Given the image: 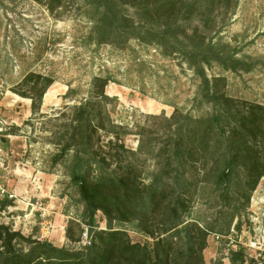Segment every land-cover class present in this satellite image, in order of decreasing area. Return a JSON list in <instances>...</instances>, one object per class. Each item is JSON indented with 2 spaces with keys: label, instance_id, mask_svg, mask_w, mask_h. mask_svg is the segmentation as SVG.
<instances>
[{
  "label": "rangeland",
  "instance_id": "374dc122",
  "mask_svg": "<svg viewBox=\"0 0 264 264\" xmlns=\"http://www.w3.org/2000/svg\"><path fill=\"white\" fill-rule=\"evenodd\" d=\"M231 5L215 8L207 26L200 13L190 12L185 28L188 34L196 26L200 28L212 56L241 61L237 70L223 69L216 61L206 66L210 77L226 78L221 90L239 109L251 103L264 106V0H231ZM129 13L133 16L134 9L130 7ZM97 15L98 10L86 0H63L54 10L47 2L0 0V184L15 195L7 198L13 203L0 212V224L69 250L88 245L83 246L82 234L79 240L66 237L68 222L74 219L83 229L87 225L82 220L83 204L68 174L73 152L57 163L53 158L74 106L90 97L94 77H113L106 87L109 99L102 113L109 114L117 125L128 150L125 157L137 165L145 183L165 157L158 150H167L174 129L167 119L173 113L197 117L210 111L200 100L198 78L184 54L176 50L164 53L156 44L135 39L123 49L92 43L89 34ZM29 73L54 79L36 113L31 99L21 94L29 92V86L23 84ZM99 135L103 142L115 140L104 130ZM193 205L191 217L201 215L208 222L215 218L217 208L200 194L195 195ZM242 215L244 233L222 234L219 243L210 233L204 250L207 264L219 260L231 264L229 248L233 245L243 247L246 264H264L263 178ZM96 221L98 229L108 228L101 211ZM113 226L127 230L133 242L153 241L131 222H114Z\"/></svg>",
  "mask_w": 264,
  "mask_h": 264
},
{
  "label": "trees",
  "instance_id": "16d2710c",
  "mask_svg": "<svg viewBox=\"0 0 264 264\" xmlns=\"http://www.w3.org/2000/svg\"><path fill=\"white\" fill-rule=\"evenodd\" d=\"M35 1L47 2L51 10L63 5V0ZM86 2L98 10L89 34L92 43L123 49L135 39L156 44L164 53L176 50L184 54L198 78L200 100L210 111L197 117H176L173 113L167 119L174 129L167 150H158L159 156L165 157L145 183L137 165L125 157L128 150L116 131L117 125L109 114L102 113L109 99L106 87L113 77H94L90 97L74 106L59 152L53 158L57 163L73 152L68 174L83 204L82 220L91 233V244L69 250L1 223L0 264H207L204 250L210 233L218 230L227 235L232 227L240 233L242 210H247L253 192L264 179V106L251 103L239 109L221 90L226 78L210 77L206 71L214 61L223 69L237 70L241 61L212 56L200 28L196 26L188 34L184 24L190 12H198L207 26L215 8H230L231 0ZM53 83L52 77L42 74L25 76L23 84L29 86V92L21 94L31 99L33 112L40 110ZM100 130L113 134L115 140L101 141ZM199 194L217 208L211 222L201 215L199 219L191 217L194 197ZM12 203L1 199L0 212ZM98 211L107 220V229H98ZM114 222L133 223L136 230L153 239L152 243L133 242L128 231L115 228ZM83 230L81 223L71 219L66 237L79 240ZM22 243L25 246L19 247ZM242 248L230 250L231 264H246Z\"/></svg>",
  "mask_w": 264,
  "mask_h": 264
},
{
  "label": "built area",
  "instance_id": "2783aa9c",
  "mask_svg": "<svg viewBox=\"0 0 264 264\" xmlns=\"http://www.w3.org/2000/svg\"><path fill=\"white\" fill-rule=\"evenodd\" d=\"M15 195L10 192L9 190H7L5 188L4 185L0 184V197H2L3 199L5 198H13ZM232 231H235L234 227H232L231 229V232ZM247 232V231H246ZM237 233V232H236ZM241 233H244V231H242ZM211 236H212V239L215 240L216 243H219L223 240V235L220 234V233H211ZM238 236V235H237ZM240 239L242 238V234L240 235ZM91 235L89 234V228L88 226H85L84 230H83V233H82V236H81V242L83 243V246H89L91 244ZM231 241H229V244L228 246H231V243H232V239H230ZM233 242H237V240H233ZM232 249L229 248V252L230 250H237L238 249V246L237 245H233V247H231Z\"/></svg>",
  "mask_w": 264,
  "mask_h": 264
},
{
  "label": "water",
  "instance_id": "95a60500",
  "mask_svg": "<svg viewBox=\"0 0 264 264\" xmlns=\"http://www.w3.org/2000/svg\"><path fill=\"white\" fill-rule=\"evenodd\" d=\"M1 141H2V142H6L7 139H6V138H1Z\"/></svg>",
  "mask_w": 264,
  "mask_h": 264
}]
</instances>
